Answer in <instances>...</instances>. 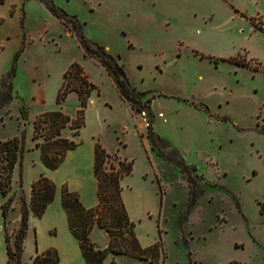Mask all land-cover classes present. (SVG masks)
<instances>
[{
  "label": "rangeland",
  "instance_id": "obj_1",
  "mask_svg": "<svg viewBox=\"0 0 264 264\" xmlns=\"http://www.w3.org/2000/svg\"><path fill=\"white\" fill-rule=\"evenodd\" d=\"M75 24L123 67L134 105L85 53ZM73 62L95 88L78 134L70 122L60 130L77 145L51 169L33 122L57 110L73 119L82 108L76 91L58 98ZM139 108L159 138L155 147ZM13 137L20 149L10 188L0 194V264L7 261L4 233L12 243L22 200L21 264L56 251L55 244L63 247L56 264H85L57 199L63 187L89 199L95 143L108 151L106 169L133 162L120 180L121 199L146 249L143 258L109 253L104 264H264V0H2L0 140ZM40 176L56 190L37 217L29 199ZM111 231L116 246L130 248L127 231ZM88 236L99 248L109 239L96 225Z\"/></svg>",
  "mask_w": 264,
  "mask_h": 264
},
{
  "label": "trees",
  "instance_id": "obj_2",
  "mask_svg": "<svg viewBox=\"0 0 264 264\" xmlns=\"http://www.w3.org/2000/svg\"><path fill=\"white\" fill-rule=\"evenodd\" d=\"M42 1V0H41ZM2 0H0V3ZM49 8V6H48ZM80 27V25L78 24ZM78 26L75 24L74 30L80 39L81 45L86 54L96 57L100 64L111 76L114 84L125 99L134 105V99L130 96V85L121 65L106 52V50L93 42H90L79 34ZM95 88L88 79L83 67L73 62L63 75V83L59 89L58 98L63 99L68 92L76 91L82 106L77 111L75 118L63 114L61 111H51L40 114L33 122V137H43L44 143H37L40 147L41 159L45 166L53 169L63 160L65 153L73 149L77 144L60 134L61 128L68 122L73 129L72 134H78L79 128L84 124L83 107L90 96V91ZM148 138L153 147L156 146L158 136L151 130L148 131ZM20 142L16 137L0 140V194H6L11 184V173L17 160L20 149ZM160 153H162L160 151ZM109 158V154L99 143L94 146L93 174L96 179L98 202L94 207L86 208L79 199L75 191H69L66 187L61 189V205L67 215L68 228L76 238L85 264H104V259L109 253L124 254L134 258H143L146 249L140 247L134 232L133 222L127 217L124 204L121 199L120 180L123 176L130 174L133 162L118 161L117 166H109L106 169L104 163ZM55 184L44 176H40L31 185L29 207L33 214L40 217L46 206L53 200L55 194ZM12 198L8 203L1 206L2 214L6 213ZM20 220L13 234V241L10 242V235L4 233L5 250L7 254L6 264H21V253L23 239L27 229V205L22 200ZM93 225L104 229L109 239L103 248L95 247L89 240V232ZM125 230L131 235L132 244L130 248H124V244L116 246L111 237V230ZM139 253V255H138ZM58 261L55 250H47L45 253L36 254L32 257L33 264H56ZM111 264H116L111 260ZM149 264H156L151 263ZM228 264H239L229 262Z\"/></svg>",
  "mask_w": 264,
  "mask_h": 264
},
{
  "label": "crops",
  "instance_id": "obj_3",
  "mask_svg": "<svg viewBox=\"0 0 264 264\" xmlns=\"http://www.w3.org/2000/svg\"><path fill=\"white\" fill-rule=\"evenodd\" d=\"M146 131V130H145ZM148 131H149V129H148ZM96 144V143H95ZM95 144H94V146H95ZM101 147H103L102 145H101ZM103 149L106 151V153L108 152L104 147H103ZM68 152V151H67ZM66 152V153H67ZM66 153H65V156H66ZM93 158H94V147L92 148V161H91V175H90V178H91V181H92V183H93V181L95 182L94 183V190H93V192L91 191L90 193V195H89V199H87V198H85V197H83L82 198V194L80 193V195H81V198H82V202L81 203H83V206H85V207H90V206H93V205H96L97 204V202H98V199H97V188H96V179H95V177H94V174H93ZM65 159H66V157H65ZM57 203L59 204V209L61 210V213H62V215L64 216V218H65V220H66V222H67V215H66V212L64 211V209H63V207H62V205H61V194H60V196L58 197V199H57ZM67 226H68V223H67ZM69 229V228H68ZM70 231V230H69ZM71 233V232H70ZM72 235V234H71ZM134 235H135V233H134ZM73 236V235H72ZM136 237V236H135ZM73 238L75 239V241H76V244H77V246H78V242H77V240H76V238L73 236ZM137 239V238H136ZM137 241H138V239H137ZM138 243H139V241H138ZM140 245V244H139ZM55 246V249H56V251H57V253L60 251V249H62L63 247H59L57 244H55L54 245ZM140 247H141V245H140ZM78 250H79V253H80V255H81V257H82V259H83V261H84V263H85V260H84V258H83V256H82V254H81V251H80V248H79V246H78ZM60 253V252H59ZM58 253V254H59ZM111 254H113V253H111ZM113 255H116V254H113ZM108 256V255H107ZM111 260H113V258H111Z\"/></svg>",
  "mask_w": 264,
  "mask_h": 264
},
{
  "label": "built area",
  "instance_id": "obj_4",
  "mask_svg": "<svg viewBox=\"0 0 264 264\" xmlns=\"http://www.w3.org/2000/svg\"><path fill=\"white\" fill-rule=\"evenodd\" d=\"M159 117H163L162 112L158 113ZM138 118H139V124L143 130H148L151 126V121L148 116V112L144 108L138 109Z\"/></svg>",
  "mask_w": 264,
  "mask_h": 264
}]
</instances>
